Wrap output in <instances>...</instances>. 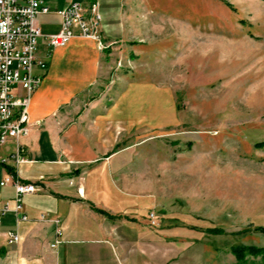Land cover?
<instances>
[{
    "label": "rangeland",
    "instance_id": "obj_1",
    "mask_svg": "<svg viewBox=\"0 0 264 264\" xmlns=\"http://www.w3.org/2000/svg\"><path fill=\"white\" fill-rule=\"evenodd\" d=\"M124 1L113 46L173 110L121 138L113 235L77 246L104 264H239L235 246L264 247V0Z\"/></svg>",
    "mask_w": 264,
    "mask_h": 264
},
{
    "label": "crops",
    "instance_id": "obj_2",
    "mask_svg": "<svg viewBox=\"0 0 264 264\" xmlns=\"http://www.w3.org/2000/svg\"><path fill=\"white\" fill-rule=\"evenodd\" d=\"M42 2L49 7L37 19L44 34L60 29L57 10L80 2L88 16L96 2L100 38L75 35L55 48L39 40L36 57L45 68H34L41 81L27 106L30 130L0 145V182L19 179L36 189L23 198L26 220L13 213L0 219V264H78L86 254L81 264H104L99 246L83 253L77 245L108 243L113 235L108 210L114 209L117 145L133 129L162 125L173 105L165 89L130 79L124 52L113 46L125 31L124 0ZM17 145L28 161L12 158ZM13 196L11 184L0 185V204L12 207ZM9 230L19 234L17 243L7 242Z\"/></svg>",
    "mask_w": 264,
    "mask_h": 264
},
{
    "label": "built area",
    "instance_id": "obj_3",
    "mask_svg": "<svg viewBox=\"0 0 264 264\" xmlns=\"http://www.w3.org/2000/svg\"><path fill=\"white\" fill-rule=\"evenodd\" d=\"M47 12L49 7L42 0H0V145L10 139L17 140L30 130L27 106L32 91L41 81L34 68H45V62L36 57L39 40L55 48L65 45L75 35L95 40L100 38V15L96 2L91 4L88 16L80 2H71L57 10L61 18L60 29L44 34L37 19L39 14ZM17 87L25 93H15ZM12 158L15 162L28 161L19 145ZM7 183L14 190L13 206L7 202L0 204V219L13 213L17 221L26 220L27 216L22 212L23 198L35 192V185L10 178L2 180L0 185ZM6 236L9 244L20 239L19 234L12 230L7 231Z\"/></svg>",
    "mask_w": 264,
    "mask_h": 264
},
{
    "label": "trees",
    "instance_id": "obj_4",
    "mask_svg": "<svg viewBox=\"0 0 264 264\" xmlns=\"http://www.w3.org/2000/svg\"><path fill=\"white\" fill-rule=\"evenodd\" d=\"M259 228V227H258ZM261 231L264 232V227H260L259 228ZM213 231H218V230H213ZM235 257L237 258V261L239 262V264H249L248 260L246 259V257H244L246 255V253L248 252L249 254H262V260H261V264H264V247H254V246H244V245H239V246H235L232 249Z\"/></svg>",
    "mask_w": 264,
    "mask_h": 264
}]
</instances>
